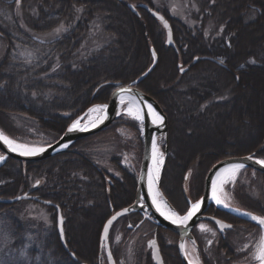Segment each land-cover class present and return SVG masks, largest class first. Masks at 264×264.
Wrapping results in <instances>:
<instances>
[{"label":"trees","instance_id":"1","mask_svg":"<svg viewBox=\"0 0 264 264\" xmlns=\"http://www.w3.org/2000/svg\"><path fill=\"white\" fill-rule=\"evenodd\" d=\"M25 1L27 9H32L33 5L38 8V3L41 6L50 5L51 16L55 19L60 14L64 16L63 21L67 16V19H74V13L81 10L83 16L61 39L46 45L31 43L35 46L33 51L37 58L24 60V65L13 58L17 56L14 51L16 39L5 37L8 52L0 64V129L13 140L31 145L21 135L28 129L38 128L53 135L51 141L43 142L44 145L52 144L88 108L109 102L110 88L96 92L101 82L126 85L135 81L151 67L154 50L158 55V65L139 89L163 105L169 121L170 154L162 174L161 190L171 206L185 215L187 182L192 186L193 193L201 191L204 177L217 162L211 158L206 162L202 158L197 161L192 159L191 155L194 156L198 151L203 154L209 150L212 153L210 137L214 136L197 140L189 137L187 132L188 137H179L184 123L199 125L198 128L205 132L209 127L213 132L223 125L222 136L213 142L217 144V154L225 151L220 155L224 159L253 156L264 160V122L259 121L256 127L245 114H257L262 118L264 113V0H197L200 4L195 20L201 25L193 29L172 18L171 12L165 9L161 13L172 25L178 51L166 45L162 25L148 12L139 10L140 16L137 17L127 8L128 3L149 5L150 0H122L121 3L117 0ZM61 6H65L64 11ZM102 6L105 8L102 9ZM251 7H257L261 14L252 13L251 18L248 17ZM45 16L42 13L35 17L46 20ZM92 26L97 36L114 34L111 36V46L104 50H109L108 53L101 51L90 58L80 57ZM221 28H224L223 36L230 39V47L223 40L212 41ZM202 53L222 57L228 69L199 61L181 77L178 62L191 64L196 55ZM103 59H108V62ZM109 66H114L112 71ZM61 78L71 81L66 83ZM12 117L26 120V129L17 131ZM123 121L121 118L115 124ZM228 127L233 129L228 130ZM192 140L197 145L195 142L189 143ZM227 142L234 144L228 146ZM179 144L182 146L180 151L177 149ZM142 149L143 142L140 143V152ZM80 152L72 146L67 152L43 162H15V165L9 162L0 170V197H16L22 188L27 193L32 189L30 180L40 181L39 188L33 190L34 194L53 202L63 211L68 245L73 247L78 258L77 263L69 261L68 264H94L100 254L104 255L105 252L101 251L100 241L103 226L109 217L108 201L113 203L115 209H124L117 206L116 196L126 189L134 192L137 179L120 165L117 169L121 180L112 179ZM14 167L19 170L17 175L11 172ZM189 168H193L194 173L186 181V170ZM246 172L250 171L246 170L242 174ZM110 180L113 186L108 183ZM240 189L236 191L235 186L234 191H231L238 207L255 209L264 216V202L262 205L251 202ZM131 202L128 197L124 201L125 204ZM29 204L0 205V213ZM50 210L55 211L53 208ZM74 215H79L84 222L81 226L77 225L76 229L73 226ZM69 227L77 230L76 235L81 228L85 233L83 238L87 239L90 234V239L76 242L72 239ZM22 228L23 225H19V231L14 235L12 233L13 237L18 240L22 238ZM253 228L262 234L261 229ZM51 242L56 247L53 258L60 259L59 262L67 261L56 245L58 241L55 239ZM79 242L82 244L81 253L73 246ZM176 251L175 247L162 248L167 264H182ZM142 261L144 264H153L150 255ZM50 264L59 263L53 260Z\"/></svg>","mask_w":264,"mask_h":264},{"label":"rangeland","instance_id":"2","mask_svg":"<svg viewBox=\"0 0 264 264\" xmlns=\"http://www.w3.org/2000/svg\"><path fill=\"white\" fill-rule=\"evenodd\" d=\"M47 1H58V0H47ZM150 2H151V4H149L150 6L147 3H140V5L146 4L151 9L153 8L155 11H158V12H163L165 9H167L171 12L173 16L172 18L181 21V23L186 25V27L188 28L193 29L199 25V22L195 20V15L198 14L199 12V4H200L197 0H150ZM38 5H39L38 8L33 5L32 9H26L24 6L23 7L11 6V9H8L10 8L8 6H4V8L0 7L1 8L0 9V27L6 29L7 26H13V24L17 23V26H20V27L22 26L29 30L30 25L28 24L29 22L27 20H30L32 16L35 17L36 14L38 15V14L44 13V15H46L45 16L46 20H44V22L47 28L45 29L47 31H44L43 33H38L37 36L38 38L42 39L44 42L51 43L53 41L61 39L64 35H67L70 32V29H72V27L75 25V23H77L83 16V11L81 10L79 12L74 13L75 14L74 19H71V20L70 18L67 19L68 17L67 16L63 21L64 16L61 14L58 17H56V19L55 17L49 16L50 14L49 11H52V9L50 7L48 8V5H46V7L41 6L39 3ZM61 7L64 11L65 6H61ZM40 8H42L43 10L40 11ZM103 8L105 7L102 6V9ZM53 22H55V25L57 26L63 25L64 30L57 33L56 26L52 24ZM42 26L45 27L44 25ZM93 28L94 27L92 26L91 27L92 31L90 30V33L88 34V38L83 44L82 54H80V57L90 58L91 56H94L101 51L106 52V53H108L109 51V50L108 51H104V50H107L111 46V42H112L111 36H113L114 34L111 33L110 34L111 36H109L108 34L104 33L101 35L99 34V36H97L98 35L97 31L94 30ZM107 32L110 33V31H107ZM8 34H10L11 36L13 35L11 31H9ZM28 34L31 36L33 33H28ZM21 37L24 38V35L22 34ZM113 38H116V37H113ZM15 39L18 42L15 43L14 51L16 50L17 52H19V55L21 56L22 59L27 57L28 55H31V52H33V49L35 47L31 43H34V42H32L29 38H27L26 40H23L20 38V40H18V38L16 37ZM23 43L25 45L29 44L28 47L24 46ZM7 52H8V46L6 45L4 40L0 39V63H2L4 58H6ZM77 55L79 56V54ZM103 60L105 62H108L107 61L108 59L107 60L103 59ZM99 63L95 65H99ZM108 68L110 71H112L114 66L113 67L109 66ZM102 84L103 82L100 83L96 92H98L100 88L102 89L101 87ZM13 119L14 120L12 122L15 127L16 126L18 128H21L23 126L27 127V123L25 122L26 120L24 119L22 120L20 118H17V119L13 118ZM198 126L199 125L193 126L192 124L189 125V124L184 123L182 133L179 134V137L189 136V137H192V139L206 140L207 137L214 136V137H210L212 139L211 142L214 143L213 140L215 138H219V136H222L223 131H224L223 125L220 126L218 130L213 131V132L210 131L211 130V128L209 127L210 125H208L209 130L207 132L200 130ZM231 129L233 128L228 127V130H231ZM21 131H24V129H22ZM187 132H188V136H187ZM230 133L231 131L227 134L229 135ZM116 134L120 136V137H117L118 139L116 138L113 132L109 134L108 132L101 133L99 135L91 137V139L89 140L81 141L77 145V148H80L83 150L86 147H88L87 152L89 156L94 158L103 168L110 170L109 172L115 178L116 177L119 178V175L116 173L114 165L116 166L121 165L122 167L127 168L131 173L132 171H136L138 173L139 164L137 166L136 163L141 162V157H139V160L135 162L136 159L134 157H135L136 151H134V153L128 156L127 155L126 156L125 155L116 156V154L115 155L113 153L111 154V151H110V154L108 153L104 155L100 154V152L106 150V148L109 149L111 143L114 146L113 151L115 150L116 147L118 148V152L121 151L120 148H123L125 150L126 149L131 150L127 143V141L129 140L126 139L129 137V135H126L125 132H122L121 130H118ZM21 136L24 139L29 140L32 143L31 145H33V147H42L44 144L43 143L44 141L52 140L54 138L52 134H48L44 132L43 130L36 129V128L28 129L27 132H24V134ZM132 137H130L131 141L133 139ZM216 141H218V139H216ZM230 141H232V139ZM85 142L90 143V144L85 145L86 144ZM194 142L195 141L192 140L189 143L193 144ZM118 143H119V147L117 146ZM233 144L234 143L227 142L228 146L233 145ZM195 145H197V143ZM96 150L98 151V153H96ZM216 152L218 153V151ZM223 152L221 151V153ZM221 153L218 154V156L221 155ZM213 155H214L213 152L211 153V151L206 150V152L203 154L200 151H198L194 156L191 155V157L192 159L196 161L198 160V158H202L203 160H205L204 162H206L210 160L211 156ZM98 156H100V158H98ZM241 171L242 170H240L239 172ZM239 172L236 175L235 182L233 183L230 180L227 183H225L223 185V188H224L223 192L219 194L221 198L224 200V203H227L228 205V207H224L223 204H221L220 207L223 209H230V206L232 204L231 202L232 196H233L231 191H234L235 186H236V191H239V189L241 188L240 190L243 192V194L246 197H249L250 199H253L258 202L264 199L263 198L264 194L262 191H260L261 188L258 187V185H260L259 183L260 180L258 176L253 172H246L240 177ZM239 179L240 181L237 187L236 181H238ZM32 181L34 182V180ZM182 181L180 182L181 185H182ZM33 182L31 184V187L33 185ZM19 191L20 193L18 194H21L24 191V189L22 188ZM23 193H26V192H23ZM73 218H72L74 220L73 223L75 224L73 226L75 227V229L78 227L77 225L81 226L84 223L82 219L79 217V215L78 216L74 215ZM18 221L19 222L21 221L20 223L26 222L27 224L25 227L23 225L24 227V231L22 233L23 236L22 238H19V240L16 237H13L16 231H19L17 229L19 225L15 227ZM56 222H57L56 211L53 212L50 209L44 210L34 205H24L18 209H15L12 211L6 210V212H3L2 214L0 213V264H50L53 260L58 261L59 264H66V262L68 264L69 261H73L71 254H73L75 257L77 256L74 253L73 247L68 246L69 247L68 251L64 249L63 245L61 244V241L58 238ZM69 228H70V233L72 235V239L76 240V242L77 240H80V239L81 241L90 239V234H88L87 239L83 238L85 233H83L81 228H80V231H78L77 235L75 234V231L77 230L71 227ZM116 230L117 228L115 229V231ZM262 236L264 235L259 233L256 239V242L253 243L252 245L240 246L241 253L248 251L249 254L245 256L246 257L245 259L242 257V259L244 260H240L241 262H238V264H258V261L253 259V253L256 252V249L261 242ZM55 239H56V242L58 241L56 245L57 247H59L60 249L59 251H61V253L67 259V261L65 260V261L59 262L60 259L53 258L54 257L53 252L55 251L56 247H54V245L52 244L53 242L51 241L52 240L55 241ZM17 241L19 242V244L15 245ZM122 241L123 243H121ZM81 245H82L81 243L80 244L77 243V244H74L73 246L76 247V249L80 251L81 253L82 251L80 250L82 248ZM122 245H123V249H122ZM139 247L140 245H136L134 242H132V240H130V242L126 244L125 238L122 236V233H121L118 236V239L116 240V244H115L117 255L119 257V261L121 262V264H144L142 260H144L149 255L144 256L143 254L144 251L142 250L137 251ZM119 248H121V252ZM142 248H145V247L143 246ZM141 255L143 257H141Z\"/></svg>","mask_w":264,"mask_h":264},{"label":"bare ground","instance_id":"3","mask_svg":"<svg viewBox=\"0 0 264 264\" xmlns=\"http://www.w3.org/2000/svg\"><path fill=\"white\" fill-rule=\"evenodd\" d=\"M119 3H121L122 2V0L121 1H119V0H117ZM132 6H134L135 8H136V11L138 12V10H143V9H140V8H137V6H136V4H133ZM7 8V7H6ZM128 8V7H127ZM8 9H11V8H8ZM129 9V8H128ZM129 11L132 13V11L129 9ZM157 13H159V14H161L162 16H163V14L161 13V12H158L157 11ZM251 13V14H250ZM252 13H257V15H259V14H261V12H260V10L257 8V7H251L250 9H249V12H248V17H250L251 18V15H252ZM132 14H134V13H132ZM151 15V14H150ZM152 16V15H151ZM165 17V16H164ZM254 21V20H253ZM159 22V21H158ZM252 22V21H251ZM160 23V22H159ZM53 25L55 24V23H52ZM171 24V23H170ZM200 25H201V23H199V27H200ZM58 27H60V26H56V29L58 28ZM7 29H8V31H11L12 32V36L13 37H17L18 38V40H20V38L21 39H23V40H26V38L24 37H21V35H16V34H14V30H18L19 29V31H20V29L22 30V32L24 31L25 33H27V31H29L27 28H25V27H20V26H17V23H15V24H13V26H7L6 27ZM171 28H172V25H171ZM163 30H164V34H165V43H166V45H167V33H166V30L163 28ZM92 31V30H91ZM172 31H173V28H172ZM29 35V34H28ZM224 35V28H221L220 30H219V34H216V35H214L213 37H212V41L214 42V41H217V40H223V41H225V44H226V46L227 47H230L231 46V43H230V39H229V37L228 36H226V37H224L223 36ZM173 36H174V32H173ZM27 38H29V37H27ZM31 41H33V39H31V38H29ZM37 43L36 44H39L40 43V41L41 42H43V40L42 39H40V38H38L37 37ZM18 41L17 40H15V43H17ZM174 42H175V39H174ZM47 43H45L44 42V45H46ZM23 45L24 46H26V47H28V45L29 44H24L23 43ZM175 45H176V42H175ZM176 47H177V45H176ZM15 52H16V55L17 56H13V58H14V60H18L19 61V64H22V65H24V63H23V61L25 60V61H31L32 59H36L37 58V55L35 54V53H31V55H28L27 57H25V58H21V56L19 55V52H17L16 50H15ZM198 52V51H197ZM200 52V51H199ZM201 53V52H200ZM155 54H156V52H155ZM153 55V59H154V53L152 54ZM157 55V54H156ZM157 58H158V55H157ZM21 60V61H20ZM223 61V63H220V61ZM195 61H206V62H208V63H212V64H214V65H216V66H218V67H220V68H222V69H225V70H227L228 69V67H227V65L225 64V62H224V60H223V58L221 57H219V56H215V57H211L210 55H207V54H203L202 53V55H196V57H195V59H194V61L191 63V64H185V63H183V62H178V65H177V68H178V70H179V74H180V76L181 77H183V76H185L190 70H191V68H193V66H194V63H196ZM255 63H257L256 61H254ZM153 63H154V60H153ZM153 63H152V65H153ZM1 64V63H0ZM151 65V66H152ZM158 65V64H157ZM151 67H149V69H150ZM149 69L143 74V75H145L148 71H149ZM154 71V70H153ZM151 74H152V72H151ZM150 74V75H151ZM142 75V76H143ZM149 75V76H150ZM142 76H140V77H142ZM148 76V77H149ZM139 77V78H140ZM147 77V78H148ZM138 78V79H139ZM146 78V79H147ZM62 79V78H61ZM138 79H136V80H138ZM145 79V80H146ZM63 81H65L66 83L68 82V81H71V80H65V79H62ZM144 82V81H143ZM117 84H122V83H116V82H111V83H105L104 85L102 84V90L103 89H105V88H110V99H111V97H112V95H113V93H114V90H116V86H117ZM122 85H125V84H122ZM141 85V84H140ZM104 86H107V87H104ZM139 88V87H138ZM99 90H101V88L99 89ZM98 90V91H99ZM146 94V93H145ZM146 95H148V94H146ZM150 96V95H149ZM152 97V96H151ZM127 98V97H126ZM153 98V97H152ZM153 99H155V98H153ZM156 100V99H155ZM110 101V100H109ZM120 102V101H119ZM156 103L159 105V107L162 109V111L164 112V115L167 117V115H166V112L164 111V107H163V105L159 102V101H157L156 100ZM121 104V103H120ZM104 105H106L107 107H106V109L103 111V113L102 112H90L89 110L90 109H92V108H95V106L93 107H90V108H88L77 120H80V123H81V126H83V125H85V124H89L90 122H94V121H96L98 118H100V117H103V119H102V121L100 122V123H98L95 127H97L98 125H100L104 120H106V118L108 117V112H107V110H108V106H109V102L107 103V104H104ZM145 105H146V107H147V105H148V103H145ZM97 106H103V105H97ZM129 107V105H128V103H127V100H126V102L124 103V104H121V107H120V111H119V115H118V118H117V120H115V122L111 125V126H109L108 128H106L105 130H103V131H101V132H99V133H96V134H94V135H92V136H89L88 138H85V139H82V140H78L77 142H75L72 146H75V148H77V145L81 142V141H85V140H89V139H91V137H94V136H96V135H99V134H101V133H107L108 132V134L109 133H114V135L116 136V138L117 137H120L118 134H116L117 132H118V130H121L122 132H125V134L126 135H129V137L128 138H126L127 140H129V141H127V143H128V146H129V148L131 149V150H129V149H123V148H120L121 149V151L120 152H118V148L116 147L115 148V150L113 151V144L111 143L110 144V148L108 149V148H106V150H104V151H102V152H100V154L101 155H104V154H110V151H111V154L113 153L114 155L116 154V156H118V155H121V156H128V155H130V154H132V153H134V151H136V147L138 146V144H139V142L141 143V142H143L144 141V119H142V121H136V120H134L131 116H129V115H127V112H126V110H127V108ZM148 109V108H147ZM154 109V108H153ZM155 110V109H154ZM149 111V110H148ZM157 112V111H156ZM149 114H150V117H151V120H152V122L154 123V125H156L157 127H160V128H163V124H164V122L161 124L160 122H159V120H155L154 121V118H153V116L151 115V113L149 112ZM248 117H249V119L251 120V122L252 123H254L255 125H256V127H258V125H257V123H259V121H261V123L262 122H264V113H263V116H262V118L261 117H259L257 114H254L253 116L252 115H250V113H248V112H246L245 113ZM160 115V114H159ZM250 115V116H249ZM122 118V120H124L123 122H121V123H118V124H115L116 122H118V120L119 119H121ZM76 121V120H75ZM74 121V122H75ZM73 122V123H74ZM72 123V124H73ZM71 124V125H72ZM70 125V126H71ZM113 125H115V126H113ZM168 125H169V121H168ZM69 126V127H70ZM17 127V126H16ZM68 127V128H69ZM95 127H88L86 130H89V129H93V128H95ZM22 129H26V127L25 126H23V127H21V128H16V130H19V131H21ZM36 129H38V128H36ZM68 131V129L63 133V134H61V136L56 140V141H53V143L52 144H50V145H44L43 144V146L42 147H40V148H46V147H49V146H51V145H53V144H55L56 142H58L64 135H65V133ZM210 131H212V129L210 130ZM0 133H2L4 136H6L8 139H10V140H13L12 138H10L9 136H7L1 129H0ZM133 136V137H132ZM135 136V137H134ZM130 137H132L133 139H132V141H131V139H130ZM254 137V136H253ZM118 139V138H117ZM13 141H15L16 143H18V144H22V143H19V142H17L16 140H13ZM51 141V140H50ZM86 143V142H85ZM99 143V142H98ZM97 143V144H98ZM24 144V143H23ZM88 144H90V143H86L85 145H88ZM155 144H156V146H157V159H159L160 158V154H162V163L159 165V178H158V180H156V182H155V190L156 191H158L160 194H161V198H162V201H164V202H166L167 203V206H168V208H170L172 211H175L176 213H178L172 206H171V204H170V202L166 199V197H165V195H164V193H163V191L161 190V179H162V174H163V171H164V168H165V166H166V161H167V158H168V156H169V154H170V152H169V148H170V145H169V142H168V146H169V148H168V151H166V139H165V137H162V138H157V141L155 142ZM6 145V144H5ZM25 145H28V146H32L33 147V145H29V144H25ZM161 145H164V147H160ZM211 146V148H212V152L214 153V155L213 156H211V158H213L212 160H217V162L212 166V168L210 169V171L215 167V166H217L218 164H220V163H222L223 161H225L226 159H224V158H222L220 155L218 156V154H216V145L217 144H215V143H211L210 144ZM7 146V145H6ZM118 147H119V143H118V145H117ZM8 147V146H7ZM9 148V147H8ZM87 149H88V147H86L85 149H83V150H81V152H83L82 154H84V155H86V156H88L97 166H98V168L103 172V171H105L107 174H109L111 177H112V179H113V176H112V174L109 172L110 170H107V169H105V168H103L94 158H92L91 156H89V154H88V152H87ZM111 149V150H110ZM177 149H178V151H180V150H182V146L179 144V145H177ZM76 150V149H75ZM213 150H215V152L213 151ZM143 151H144V149H142V151L140 152V157H142V159H143ZM13 152V151H12ZM78 152V151H77ZM80 152V153H81ZM14 153H16V154H19V152H14ZM96 153H98V151L96 150ZM41 153H39V154H37V155H34V156H38V155H40ZM20 155V154H19ZM0 156H5V154L1 151V149H0ZM135 157H136V153H135ZM134 157V158H135ZM251 157V156H250ZM98 158H100V156H98ZM232 158H237V157H232ZM255 159H257L256 157H254ZM258 160H262V159H259L258 158ZM1 162L2 161H0V170L1 169H3L9 162L11 163H13L14 162V165H15V162H17V163H22V164H24V163H30V162H26V161H21V160H15V159H12V158H7V160L5 161V164L4 165H2L1 166ZM40 162H43V161H40ZM32 163H37V162H32ZM141 166H142V160H141V162H140V166L138 167V173L136 172V171H132V173L135 175V177H136V179H137V183H136V185H135V189H134V192H132L131 190H128V189H126V190H123V191H120V193L116 196V200H118L117 202L118 203H116L117 204V206H122V207H124V209L122 208V209H115L114 207L115 206H113V203L111 202V201H108V205H109V217H108V221H110L112 218H114L115 216H117L119 213H121L122 211H124V210H126V209H133V208H136L135 210H134V212H132V214H129V215H126V216H123V217H121V218H119L118 220H116L115 221V224L113 225V227H112V229H111V232H110V235H109V244H110V247H111V252H112V254H113V257H114V259H115V262H116V264H121V262L119 261V257H118V255H117V250H116V248H115V244H116V240L118 239V236L122 233L123 234V232H122V230H124L125 231V236H123L124 238H125V242H126V244L127 243H129L130 242V240H132V242H134L136 245H140V247L142 248L143 246L145 247V248H140L139 247V249L137 250V251H139V250H142V251H144L143 252V254H148V255H151L150 257H151V260L153 261V255H154V252H155V249L153 248L154 246L151 244L150 245V243L154 240L155 241V239L157 240V245H158V248L160 249V248H173V247H175V245H176V242H175V237L176 236H178L176 233H174V232H172V231H169V230H166L164 227H162V226H160L158 223H157V221L154 219V217L150 214V210H148V202L145 200V197H144V195H142L141 194V198L139 199L138 198V191H139V176H140V172H141ZM154 163H153V161H152V164H151V169H150V171H152L153 169H154ZM228 167V166H227ZM129 168V167H128ZM224 168H226V167H223L219 172H221ZM240 170H242V169H240ZM240 170H238V172L240 171ZM246 170H249L250 172H253V173H255L257 176H258V178H259V180H260V185H258V187H260L261 189H260V191H262L263 192V194H264V174L263 173H261V172H257V171H254V170H252V169H243L241 172H239V174L240 175H243L242 173L244 172V171H246ZM23 171H25V170H23ZM116 171V173L118 174L119 173V171H117V170H115ZM210 171H209V173H210ZM12 173H14L15 175H17L18 174V172H19V170L16 168V167H14V169H12V171H11ZM218 172V173H219ZM237 172V173H238ZM192 173H194V169L193 168H189V170H186V175H185V178H186V181H188V179L192 176ZM209 173L207 174V176H205L204 177V183H203V188L201 189V191H197V193H193V191H192V186L190 187V184L187 182V186H188V188L187 189H185L186 191H185V197H186V201H187V209H186V212L184 213L185 215L187 214V211L188 210H190L191 209V206L193 205V204H196V203H200L201 204V202H202V200H203V198H204V196H205V193H206V181H207V177H208V175H209ZM225 176H230L231 175V173H225L224 174ZM237 175V174H236ZM261 175H263V177L261 176ZM217 177V176H216ZM37 180H34V182L32 181V180H30V184H32V182H33V185H32V189L30 190V191H28L27 193H21V194H18L16 197H13V198H2V197H0V199L1 200H7V201H9V200H14V199H16V198H19V197H21V196H24V195H26V194H29L30 196H32V197H34V198H36L38 201H35V200H29V201H21V202H29L30 204L29 205H34V206H37V207H39V208H41V209H44V210H47V209H52L53 207H49V206H47V205H45V204H43V203H41V202H48V203H51V204H53V205H55V206H57L59 209H61L58 205H56V204H54L53 202H51V201H46V200H43L41 197H39V196H37V195H35L34 194V192H33V190H35V189H37V188H39V186H40V181H37ZM214 181H216V178H215V180ZM213 181V182H214ZM230 181V180H229ZM36 182V183H35ZM237 182V181H236ZM108 183H111V184H113V182L110 180V181H108ZM213 184V183H212ZM224 189V188H223ZM125 191V192H124ZM128 191V192H127ZM220 193L218 192V195H219ZM148 195H149V197L151 198V200H152V194L149 192V186H148ZM127 197L130 199V200H132V202L131 203H124V201H126L127 200ZM164 197V198H163ZM264 198V197H263ZM166 201H165V200ZM247 199L248 200H250L251 202H253V203H260L261 205L263 204V200H260V202H258V201H255V200H253V199H250L249 197H247ZM153 201V200H152ZM212 201H213V203L214 204H212L209 208H213V207H220L221 206V204H217V202H216V200L215 199H213V193H212ZM21 202H16V203H13V204H11V205H3V206H12V205H15V204H17V203H21ZM233 204V206H236V208H239V209H241V208H245V209H247L246 207H238V204L236 203L237 201L235 200V198H234V196H232V201H231ZM241 203V205L242 206H244L243 205V203L242 202H240ZM153 205V207H154V209L156 210V206H155V204H152ZM258 205V204H257ZM231 207V206H230ZM209 208H208V210H209ZM55 211H56V209L55 208H53ZM207 210V211H208ZM157 211V210H156ZM231 211H233L232 210V208H230V209H226V212L227 213H230V214H232L231 213ZM157 213L159 214V215H161L160 214V212H158L157 211ZM207 213V212H206ZM61 214H62V217H63V220H64V225H65V219H64V215H63V211H62V209H61ZM140 215L142 218H143V225H145V223H146V221H148V224H149V227H143V225L142 226H139L138 228H136V229H134V227H129V228H127L128 227V223H127V221H128V219H129V217H131L132 215ZM180 216H182L180 213H178ZM56 215H57V218H58V214H57V211H56ZM233 215V214H232ZM162 216V215H161ZM235 216V215H234ZM162 217H164V216H162ZM206 217H208V216H206ZM236 217V216H235ZM259 217H264V216H259ZM165 218V217H164ZM236 218H238V217H236ZM217 220V219H216ZM108 221L104 224V226H103V230L105 229V226H106V224L108 223ZM21 222V221H20ZM19 221H18V225H24V227L27 225L26 224V222H24V223H20ZM124 222V223H123ZM204 222H207V221H204ZM208 222H211V221H208ZM230 222V221H229ZM201 223V222H200ZM247 223V222H246ZM125 224V228L123 229V225ZM56 225H57V222H56ZM230 225V224H229ZM157 227L160 231H161V235H160V237H158V236H155V237H153V238H149V239H146L147 237L145 236V234L147 233V232H149V230H150V228L151 227ZM252 226V225H251ZM24 227L22 228V232L24 231ZM217 229H220V231H222L221 230V228L216 224V226H215ZM253 227H256L257 228V226H253ZM117 228V230L115 231V229ZM147 228H149V230L147 229ZM255 229V228H254ZM256 231H257V233H260V231H258L257 229H255ZM57 231H58V228H57ZM64 231H65V227H64ZM115 232V233H114ZM102 233H103V231H102ZM127 233V234H126ZM192 233H193V231H192ZM102 235V234H101ZM193 236V235H192ZM58 238H59V240H60V237H59V233H58ZM159 238H162L161 240L159 239ZM65 239H66V243H67V246H69L68 245V241H67V238H66V231H65ZM61 241V240H60ZM76 241V240H75ZM121 243H123V241L121 242ZM215 245V244H214ZM100 247H101V251H105L104 252V255L102 254H100V256H99V260H96L95 262H94V264H108V261H107V256H106V249H105V246H102L101 245V242H100ZM69 248V247H68ZM141 252V251H140ZM159 252L161 253V250H159ZM176 254H177V258H178V260L182 263V261H181V258H180V252H178V250L176 251ZM162 255V254H161ZM117 257V259H118V261L116 260V257ZM76 258V260L75 259H73L72 258V260H73V262H75V263H77L78 262V258L77 257H75ZM172 261V260H171ZM164 262V264H167L166 262H165V260L163 261ZM137 263V262H136ZM80 264H87V263H80ZM153 264H155V262L153 261ZM183 264V263H182Z\"/></svg>","mask_w":264,"mask_h":264},{"label":"water","instance_id":"4","mask_svg":"<svg viewBox=\"0 0 264 264\" xmlns=\"http://www.w3.org/2000/svg\"><path fill=\"white\" fill-rule=\"evenodd\" d=\"M119 1H121V0H119ZM128 8L136 16L139 15L138 12L136 11V8L134 6H132V4H129ZM139 8L150 13L153 18H155L157 21L160 22V24L166 30V33H167V46L173 50H177V47H176L175 42H174L173 31H172L171 24L169 23V21L164 16H162L161 14L153 11L148 5L142 4L139 6ZM160 17H163V20H161ZM165 22L167 23V27L165 26ZM153 53H154V63L145 75H143L138 80L131 83L130 85L117 84L116 90H114V93H113V95L109 101V106H108V110H107L108 117L100 125H98L97 127L93 128V129H89V130L77 129V130H74L72 132L67 131L65 133V135L58 142H56L55 144H53L49 147L44 148L45 151L42 152L38 156H23V155L16 154V153L12 152L5 145V143L2 140H0V149L5 154L4 159L1 162V166L5 164V161L9 157L12 159H15V160H21V161H26V162H30V163L40 162V161H45V160L51 159V158H53L59 154L66 152L78 140L88 138L89 136H92L96 133H99V132L105 130L106 128L111 126L115 122V120H117L118 115H119V111H120V107H121V104L119 102L120 101V94H121L122 90H128V91H124L123 94L125 95V97L135 98V100L139 103V105L143 109L142 115H143V119H144L143 121H144V126H145L144 127V141H143L144 151H143L141 172H140V176H139L138 198L139 199L141 198L140 197L141 194L144 195L145 200L148 202V210H150V214L154 217V219L157 221V223L160 226L164 227L166 230H169V231L176 233L180 237V245H181V244H185L186 240H191V241L195 242L193 239V236H192V231L197 226V224H199L200 222L211 221V222L216 223L220 227V225L217 223V221H219V220L206 217L205 214H206L208 208L212 204H214L212 201V183L215 180L217 173L223 167H227L229 165H234V164H243L245 166L243 169H252L254 171L261 172L264 174V165L257 163L258 159H255L253 156H251L252 159H248L250 157L249 156V157L230 158V159H227V160L223 161L222 163L218 164L217 166H215L210 171V173L207 177L206 193H205V196L201 202V208L192 217V219L188 221L187 228H185L182 225L173 224L170 220L165 219L164 217H162L161 215H159L157 213V211L154 209V207L152 205L153 201L151 200V198L148 195V174L150 172L151 164L153 161V141L156 142L157 138L165 137L166 144H167L166 145V151H168V148H169V146H168V142H169L168 118L164 115V112L159 107V105L156 103V100L153 99L151 96L146 95L145 93L140 91L138 88L139 85L143 81H145V79L157 67L158 58H157V55L155 54V52H153ZM195 62H197V61H195ZM145 103L151 104L153 106V108L155 109V111H157L158 114L163 116V118H164L163 128H160V127H157L156 125H154V123L151 120L149 111H148ZM29 200L38 201L36 198L30 196L29 194H26L24 196H21L19 198H16L14 200H9V201L0 199V204L11 205V204L16 203V202L29 201ZM41 203L56 209L57 214H58L57 228H58L59 237H60L61 244L63 245L64 249L66 251H68L69 248L67 246L66 239H65L64 220H63V223L61 224V217H62L61 209H59L57 206H55L51 203H48V202H41ZM135 209L136 208L126 209V210L122 211L117 216H115V219L112 218L110 220V221H112L111 224H109V221H108V223L105 226V228H108L107 235H105V231H104L105 229L103 230V233L101 236V245L105 246L108 264H116L115 259L113 257V254L111 252L110 244H109V235H110L111 229H112L113 225L115 224L116 220H118L119 218H121L123 216L132 214V212H134ZM231 213L233 215H235L236 217H238L241 221L250 223V224L255 225V226L259 227L260 229H262L258 223L252 221L248 216L241 214V213H248V212H239V213L238 212H231ZM252 215H255V214H252ZM255 216H257V215H255ZM61 228L63 229L62 233H61ZM262 230L264 231V229H262ZM151 244H152V242L150 243V245ZM157 244H158L157 240L155 239V245L153 247L155 249V252L153 255V261L155 262V264H164L161 253L159 252L160 249L158 248ZM179 248H180V254H181V257H182L184 264H190L188 259H187V256L185 254L184 249H181V247H179ZM71 256L73 259L76 260V258L73 254H71Z\"/></svg>","mask_w":264,"mask_h":264},{"label":"flooded vegetation","instance_id":"5","mask_svg":"<svg viewBox=\"0 0 264 264\" xmlns=\"http://www.w3.org/2000/svg\"><path fill=\"white\" fill-rule=\"evenodd\" d=\"M27 5L28 4L25 0H0L1 8H4V6H8L10 8L11 6H17V7L24 6L27 9ZM46 5L48 4H45V6ZM49 7L51 8V6H48V8ZM42 10L43 9L40 8V11ZM49 12H50L49 16H51V11ZM39 18L40 17L33 16L30 20H27L30 23L29 31H27V33H25L24 31L22 32V30L20 29V31L14 30V34L18 36L23 34L26 39L27 37H29L33 39L32 42L37 43L38 33H43L44 31H47L44 20H41ZM39 21H41V24L38 25ZM42 25H44L45 27H43ZM8 32L9 31L7 28L4 29L0 27V39L4 40L5 37L11 36L10 34H8ZM28 33H33V34L31 36L26 35ZM13 38L15 39L16 37H13ZM39 45H44V41L43 42L40 41ZM31 53H35V52L33 51ZM198 62L194 63V66L198 64ZM104 87H107V86H104ZM75 149L76 151L82 150L80 148H75ZM135 149H136L135 162H137L140 157V142ZM141 160H142V157H141ZM136 164L137 166L138 164L140 166V162L139 163L137 162ZM114 166H115V170L118 171L117 166L116 165ZM125 169L129 171L127 168ZM113 178L117 180H121L120 176L119 178L117 177L115 178L113 176ZM110 185L113 186V184L111 183ZM232 204L230 207L233 210L232 212H237L236 209H239V208H236V206H233ZM239 212H248V213L260 216L259 212L252 208H249V209L241 208L239 209ZM205 216H208L209 218L217 219L220 222L227 224V225L230 224L231 228H225L222 231H220V229H217L215 227L216 223L214 222L207 221V222H201L197 224V226L194 228L193 233H192L193 239L195 242L191 240H186L185 242L186 247L184 251H185V254L187 256L189 263L190 261H192L194 262V264H238V262H241L240 260H244L246 258L245 256L248 255L249 252L247 251V252L241 253L240 246L252 245L253 243H255L259 233H257V231L251 226V224H247L246 222L241 221L239 218H236L234 215L227 213L225 209H222L220 207L209 208ZM143 221L144 220L140 215L138 214L132 215L131 217H129L127 221L128 223L127 228L132 226L134 227V229H136L139 226L143 225L142 223ZM201 226H204V229H208V230L207 231L202 230ZM122 227L124 229L125 224ZM143 227H149L148 221H146ZM147 229L149 230V228ZM124 230H122L123 236H125ZM161 231L156 226L151 227L149 232L145 234V236L147 237L146 239L153 238L155 236L159 237ZM213 232L215 233V235L212 234ZM175 242H176L175 248L176 250H178V252H180V248H179L180 247V237L179 236L175 237ZM160 250L162 254L161 256L164 261L162 248H160ZM242 257L244 259H242ZM180 258H181V254H180ZM181 261L184 264L182 258H181Z\"/></svg>","mask_w":264,"mask_h":264},{"label":"snow or ice","instance_id":"6","mask_svg":"<svg viewBox=\"0 0 264 264\" xmlns=\"http://www.w3.org/2000/svg\"><path fill=\"white\" fill-rule=\"evenodd\" d=\"M161 20H163V17H160ZM165 26L167 27V23L165 22ZM63 25H61L59 28L56 29V32L59 33L60 31H63ZM254 62V61H253ZM220 63H223L221 60ZM124 91L128 90H122L120 94V103L124 104L127 100V103L129 107L127 108L126 112L127 115L131 116L136 121H142L143 119V109L139 105V103L135 100L133 97H125L123 94ZM106 105L103 106H96L95 108L90 109V112H103L106 109ZM147 108L151 115L155 120H159V122L162 124L164 122L163 116L159 115L154 109L151 104L147 105ZM103 117L98 118L94 122H90L89 124H85L81 126L80 120H76L69 128L68 132H72L74 130H86L88 127H95L98 123L102 121ZM0 140H2L11 151L13 152H19L20 155L23 156H34L39 153H42L45 151L44 148L40 147H30L25 144H18L13 140L8 139L6 136H4L2 133H0ZM66 146V145H65ZM4 157L0 156V161H3ZM248 159H252V157H249ZM153 163H154V169L149 172L148 174V186H149V192L152 194V200L153 204L156 206V210L160 212L162 216L165 217V219L170 220L173 224L182 225L185 228H187L188 221L192 219V217L200 210L201 204L198 202L196 204H193L191 206V209L187 211L186 215L180 216L175 211H172L170 208H168L167 203L162 201L161 194L155 190V182L159 178V165L162 163V154H160V158L157 159V146L155 144V141H153ZM257 163L264 165V160H258ZM245 166L243 164H234L229 165L228 167L224 168L221 172L217 173L216 181L212 184V193H213V199L216 200L217 204H223L224 207H228L227 203H224V200L221 198L219 193L223 192V185L227 183L229 180H231L233 183L235 182L236 174L238 170L243 169ZM225 173H231L230 176H225ZM237 212H239V209H236ZM242 215L248 216L252 221L258 223L262 229H264V217H259L252 215L251 213H241ZM115 219V217L113 218ZM63 223V218L61 217V224ZM112 221H109V224H111ZM217 223L220 225L221 230L225 228H231V225L224 224L220 221H217ZM202 230L207 231L208 229H204V226H201ZM105 235L108 233V228H105ZM63 232V229L61 228V233ZM215 235V233H212ZM152 245H155V241H152ZM181 249H185L186 245L181 244ZM243 250V249H242ZM253 259L258 261V264H264V236L261 237V242L258 245L256 252L253 253ZM190 264H194V262L190 261Z\"/></svg>","mask_w":264,"mask_h":264}]
</instances>
